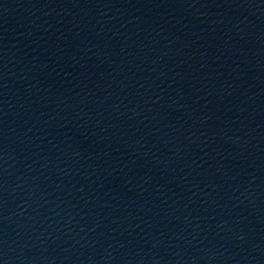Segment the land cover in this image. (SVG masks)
<instances>
[{
    "label": "water",
    "instance_id": "water-1",
    "mask_svg": "<svg viewBox=\"0 0 264 264\" xmlns=\"http://www.w3.org/2000/svg\"><path fill=\"white\" fill-rule=\"evenodd\" d=\"M0 264H264V0H0Z\"/></svg>",
    "mask_w": 264,
    "mask_h": 264
}]
</instances>
